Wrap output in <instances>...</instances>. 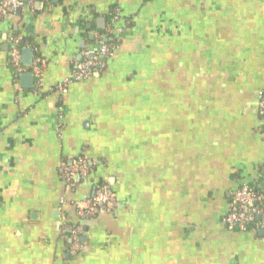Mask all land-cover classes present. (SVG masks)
Segmentation results:
<instances>
[{"label": "crops", "instance_id": "obj_1", "mask_svg": "<svg viewBox=\"0 0 264 264\" xmlns=\"http://www.w3.org/2000/svg\"><path fill=\"white\" fill-rule=\"evenodd\" d=\"M22 1L0 19V264H264V233L223 222L242 184L264 187V0ZM107 28L105 71L48 93ZM77 157L86 182L62 171ZM99 182L115 207L81 219Z\"/></svg>", "mask_w": 264, "mask_h": 264}, {"label": "built area", "instance_id": "obj_2", "mask_svg": "<svg viewBox=\"0 0 264 264\" xmlns=\"http://www.w3.org/2000/svg\"><path fill=\"white\" fill-rule=\"evenodd\" d=\"M23 6L22 0H0V19L16 13ZM115 20H118V14L115 15ZM121 30V28H107L103 34L95 32L93 35L96 44L83 49L81 52L82 59L73 64L69 78L58 84L55 88L50 89L48 93L60 96L65 93L69 85L81 82L92 76H99L103 73L108 65V61L120 45L119 34ZM110 35H115L116 39L113 40L110 37L108 42L106 38ZM9 42L8 66L15 74H21L25 71L20 61L21 37L12 36L9 38ZM42 64L43 61L40 58H36L32 65V74L36 80L35 94L43 92ZM258 112L264 127V93L259 94ZM91 168V163L84 157H77L68 163L62 164V171L66 176L77 175L83 182L87 181ZM61 203L63 204L64 200ZM73 205L77 216L81 219L92 217L98 212H111L115 207L114 194L107 184H96L90 197L74 201ZM223 222L229 229L238 232H264V187L257 193L251 185L242 184L233 193L230 209L225 215ZM79 233V228H76L71 235L72 244L70 253L72 255L78 254L82 248L78 241Z\"/></svg>", "mask_w": 264, "mask_h": 264}, {"label": "trees", "instance_id": "obj_3", "mask_svg": "<svg viewBox=\"0 0 264 264\" xmlns=\"http://www.w3.org/2000/svg\"><path fill=\"white\" fill-rule=\"evenodd\" d=\"M113 13H114V11H113L112 14H111L112 16L114 15ZM111 15H110V16H111ZM103 33H105V31H104ZM110 37H111V39H113V40L116 39V36H115V35H114V36H113V35H110V36H108V38H106L108 42H109V40H110ZM263 128H264V127H263ZM263 130H264V129H263ZM100 183H101V182H99L98 184H100ZM251 186L253 187V190H255L257 193L261 191V189H260L259 187H257L256 184H254V185L251 184Z\"/></svg>", "mask_w": 264, "mask_h": 264}, {"label": "water", "instance_id": "obj_4", "mask_svg": "<svg viewBox=\"0 0 264 264\" xmlns=\"http://www.w3.org/2000/svg\"><path fill=\"white\" fill-rule=\"evenodd\" d=\"M259 233H260L261 235H263L264 232H263V231H260Z\"/></svg>", "mask_w": 264, "mask_h": 264}]
</instances>
